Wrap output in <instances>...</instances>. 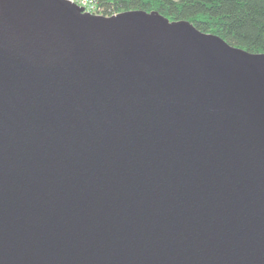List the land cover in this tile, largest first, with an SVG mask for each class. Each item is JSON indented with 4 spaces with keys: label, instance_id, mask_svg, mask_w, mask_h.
<instances>
[{
    "label": "water",
    "instance_id": "water-1",
    "mask_svg": "<svg viewBox=\"0 0 264 264\" xmlns=\"http://www.w3.org/2000/svg\"><path fill=\"white\" fill-rule=\"evenodd\" d=\"M0 264H264V52L0 0Z\"/></svg>",
    "mask_w": 264,
    "mask_h": 264
},
{
    "label": "trees",
    "instance_id": "trees-1",
    "mask_svg": "<svg viewBox=\"0 0 264 264\" xmlns=\"http://www.w3.org/2000/svg\"><path fill=\"white\" fill-rule=\"evenodd\" d=\"M103 15L141 9L190 21L249 52H264V0H96Z\"/></svg>",
    "mask_w": 264,
    "mask_h": 264
},
{
    "label": "built area",
    "instance_id": "built-area-1",
    "mask_svg": "<svg viewBox=\"0 0 264 264\" xmlns=\"http://www.w3.org/2000/svg\"><path fill=\"white\" fill-rule=\"evenodd\" d=\"M68 1L82 8L84 12L96 14V15H103V11L98 6L96 0H68Z\"/></svg>",
    "mask_w": 264,
    "mask_h": 264
}]
</instances>
